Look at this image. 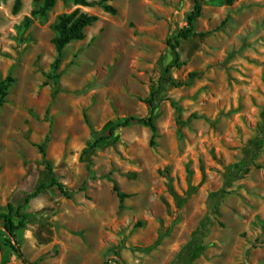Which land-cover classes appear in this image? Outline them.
<instances>
[{
    "label": "rangeland",
    "instance_id": "obj_1",
    "mask_svg": "<svg viewBox=\"0 0 264 264\" xmlns=\"http://www.w3.org/2000/svg\"><path fill=\"white\" fill-rule=\"evenodd\" d=\"M201 3L194 31L205 35L178 48L182 84L161 89L156 143L133 123L85 153L117 121L150 115L193 0L81 7L99 19L58 70L54 26L78 6L57 0L42 16L34 0H0V82L14 80L0 108V211L51 180L48 162L74 190L24 209L16 238L30 262L264 264V0ZM4 238L0 221V264H27Z\"/></svg>",
    "mask_w": 264,
    "mask_h": 264
},
{
    "label": "trees",
    "instance_id": "obj_2",
    "mask_svg": "<svg viewBox=\"0 0 264 264\" xmlns=\"http://www.w3.org/2000/svg\"><path fill=\"white\" fill-rule=\"evenodd\" d=\"M64 2H72L74 5L78 6L75 10L70 13H64L59 16L58 21L56 22L54 28L56 35L52 39V42L55 46L57 57L52 64L53 70H58L62 58L64 56V49L66 45L75 40H82L85 37V28L95 23L99 17L95 14H90L81 9V7H101L105 11L116 14L117 9L110 2L112 0H63ZM220 3H225L228 5L233 4L236 0H213ZM34 2L38 5V11L36 13H40L42 16H45L49 10H51L55 5L57 0H34ZM194 6L191 10L190 14L187 18V25L183 27L175 36H173V41L169 42V45L174 53V61L170 62L166 67L164 72L162 73L158 87L152 91L150 98L147 99V103L151 107V113L149 116L140 117V116H127L113 125L110 126L107 133L100 135L92 145L86 150L85 153H89L93 149L102 145V143L106 140H111L114 138L115 133L118 129L123 127H128L133 123H140L150 128L152 132L151 144L154 145L156 143V138L158 137V128L155 122V110L157 108L159 95L161 89L164 84L170 83L175 86H179L182 83L176 82L174 78L171 76V70L175 67L179 68L183 65L184 62L180 61V53L178 48L181 45V42L184 40H188L189 38L194 37H203L205 34H196L195 23L197 19L202 15V3L201 0H193ZM19 7V3L15 6L17 10ZM197 73H191V77H194ZM58 78V76H56ZM13 77L8 75L5 80L0 82V108L6 102V97L8 95V89L13 83ZM49 136L46 140L39 145V149L43 156H46L45 144L48 141ZM48 169L50 170L52 177L51 180L47 182H42L39 184L34 191L29 193L22 202L19 203H9L6 211H0V221L3 223L4 229V243L6 246H9L19 258L23 260V262L27 264H37L36 262H30L27 258H25L19 240H17V233L26 226L27 215L24 212V209L27 205L31 203V201L41 195V193L45 190H49L53 187L57 188V190L66 197H71L72 192L74 190L66 187L62 182H60L54 175L51 163L47 164ZM82 190H85V186H82ZM113 190L116 192L117 196L123 201L127 194L121 191L119 185L116 182H113ZM56 253V252H55ZM116 261L119 264H125L119 257H117Z\"/></svg>",
    "mask_w": 264,
    "mask_h": 264
}]
</instances>
